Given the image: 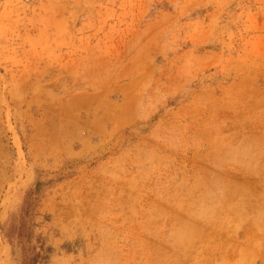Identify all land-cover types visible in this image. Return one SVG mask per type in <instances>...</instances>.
I'll return each instance as SVG.
<instances>
[{
	"label": "rangeland",
	"instance_id": "1",
	"mask_svg": "<svg viewBox=\"0 0 264 264\" xmlns=\"http://www.w3.org/2000/svg\"><path fill=\"white\" fill-rule=\"evenodd\" d=\"M0 264H264V0H0Z\"/></svg>",
	"mask_w": 264,
	"mask_h": 264
}]
</instances>
